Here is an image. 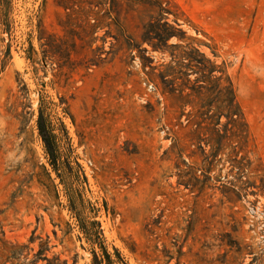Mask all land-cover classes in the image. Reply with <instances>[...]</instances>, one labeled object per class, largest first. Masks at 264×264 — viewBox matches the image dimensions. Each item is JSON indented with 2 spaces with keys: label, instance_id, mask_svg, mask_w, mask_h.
<instances>
[{
  "label": "rangeland",
  "instance_id": "1",
  "mask_svg": "<svg viewBox=\"0 0 264 264\" xmlns=\"http://www.w3.org/2000/svg\"><path fill=\"white\" fill-rule=\"evenodd\" d=\"M10 21L0 30V246L23 249L0 264H32L40 249L34 264L93 261L38 133L40 108L60 168L85 178L88 216L121 264H264V0H12ZM164 22L183 38L167 45L198 49L231 81L250 167L230 161L237 142L226 139L212 161L213 126L197 127L189 95L195 70L144 41ZM178 169L203 189L185 187Z\"/></svg>",
  "mask_w": 264,
  "mask_h": 264
},
{
  "label": "trees",
  "instance_id": "2",
  "mask_svg": "<svg viewBox=\"0 0 264 264\" xmlns=\"http://www.w3.org/2000/svg\"><path fill=\"white\" fill-rule=\"evenodd\" d=\"M159 9L161 12L166 10L161 6H159ZM11 11L12 0H0V30L2 33H8L10 30ZM162 27L163 28L161 29H153L150 31L148 37L144 39V41L147 42L154 51L165 52L169 50L168 53L171 63H182L181 61L186 59L189 62L188 65L195 70L196 78L194 80L193 88L190 89L191 93L189 95H192L197 100L196 113L200 119V122L196 123L197 127L199 128L204 120L210 121L213 126L211 130V135L213 137L208 141L209 143L214 142L215 144V147L212 148L210 154L212 161L220 152L221 145L219 142L226 139L231 142H237V145L232 146V159H230V161L240 170L243 169L244 166L250 167V165H248L250 162L246 156L248 153L249 132L243 113L236 100L231 81L224 75L223 70H221L219 66L205 59L204 54L198 49L190 50V52L187 53L185 50L181 51L183 47L179 44L167 45V41L171 37H175L177 40H182L183 38L169 32L168 30L171 29V26L166 22L163 23ZM3 55L4 57L0 59V63H3V60L7 59L9 56V49L6 48ZM215 74L218 75L216 76ZM222 115L225 116L226 123L222 125L223 129L219 130L216 127L220 125V117ZM36 125L38 133L45 145V151L49 156V164L52 171L55 173L56 178L64 188L68 210L75 218L78 228L83 234L84 240L91 247L92 264H121V259L117 253L111 255V253L108 252L99 223L92 217L88 216V213L91 212V210H94V208L84 199L82 192L78 188V186L81 187L79 184L81 178L84 181L85 178L83 175L79 174V172L75 171L68 162L66 164V170L62 171L60 168L57 160V151L54 146L53 135L46 123L45 115L41 108L38 110ZM238 145L239 147H237ZM241 153L244 154L242 155ZM178 171V181L185 187L191 189L199 188L200 191L203 189L205 183L202 187H198L201 183L198 178L189 175V172L187 171L185 172L180 169H178ZM262 172L264 174V170H262ZM46 176L53 186V181L50 178V175L46 173ZM206 179H209V176L206 175ZM260 190L262 194H264V185L260 186ZM30 242H33L32 239ZM22 249L23 247H17L15 245L1 242L0 258L4 257L5 261L19 262L20 257L22 256L20 253ZM26 256L27 255H25L24 258ZM40 256L41 249L34 255L36 258L32 264L39 260L41 258ZM42 259L46 261V264H52L45 257H42Z\"/></svg>",
  "mask_w": 264,
  "mask_h": 264
}]
</instances>
